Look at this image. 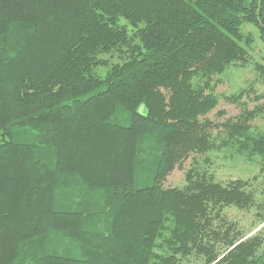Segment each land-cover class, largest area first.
Wrapping results in <instances>:
<instances>
[{
  "label": "trees",
  "instance_id": "1",
  "mask_svg": "<svg viewBox=\"0 0 264 264\" xmlns=\"http://www.w3.org/2000/svg\"><path fill=\"white\" fill-rule=\"evenodd\" d=\"M244 23L264 42V0H0V264H264V208L226 219L254 193L207 156L264 166L258 108L206 117Z\"/></svg>",
  "mask_w": 264,
  "mask_h": 264
},
{
  "label": "rangeland",
  "instance_id": "2",
  "mask_svg": "<svg viewBox=\"0 0 264 264\" xmlns=\"http://www.w3.org/2000/svg\"><path fill=\"white\" fill-rule=\"evenodd\" d=\"M123 23L124 20H121ZM130 28V27H129ZM244 35H250L252 41L247 45L242 41L249 52L250 58L244 66H231L223 74L218 75L214 91L218 96L216 107L206 117L213 123H221L229 117H235L243 109L258 108L257 116L251 121L255 130L264 131V72L259 65L264 67V42L260 39L258 29L250 24L241 26ZM125 52H113L101 55L108 63L120 61ZM106 67H98L96 72L103 75ZM243 90V95L237 102H229L226 97L237 94ZM219 128L213 129V134L218 135ZM210 172L216 180L225 183L233 179H244L248 181V187L254 193L255 205L250 209H237L227 207L224 216L229 221L235 222L242 231L250 230L257 223V213L264 208V166L260 159L246 160L242 157L229 155L222 151L210 152ZM199 161L202 158L198 157ZM201 163V162H199ZM191 160L188 159L180 166L175 167L166 177L164 187H180L184 183L185 171L190 167ZM259 229V228H258Z\"/></svg>",
  "mask_w": 264,
  "mask_h": 264
}]
</instances>
